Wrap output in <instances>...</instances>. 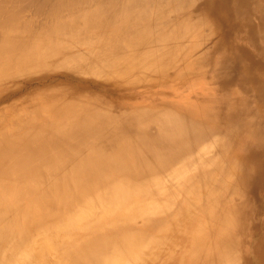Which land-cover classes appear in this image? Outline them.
<instances>
[{
    "label": "bare ground",
    "instance_id": "6f19581e",
    "mask_svg": "<svg viewBox=\"0 0 264 264\" xmlns=\"http://www.w3.org/2000/svg\"><path fill=\"white\" fill-rule=\"evenodd\" d=\"M0 264H264V0H0Z\"/></svg>",
    "mask_w": 264,
    "mask_h": 264
}]
</instances>
